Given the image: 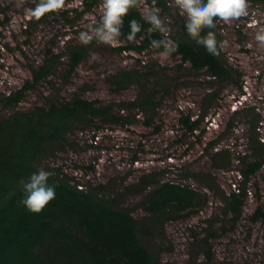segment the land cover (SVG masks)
Wrapping results in <instances>:
<instances>
[{"label": "rangeland", "instance_id": "rangeland-1", "mask_svg": "<svg viewBox=\"0 0 264 264\" xmlns=\"http://www.w3.org/2000/svg\"><path fill=\"white\" fill-rule=\"evenodd\" d=\"M167 2L170 13L159 15L171 29L170 39L177 32L175 15L181 14L174 0ZM100 4L85 11L81 0H74L64 7L65 17H48L34 26L35 19L25 12L35 7L34 1L0 0V94L20 88L47 50L61 55L51 76L14 110L80 94L112 105L126 119L122 125L96 120L90 127L75 126L67 141L55 145L38 167L60 168L83 187L104 184L102 195L140 221L145 217L140 201L151 187L165 181L189 186L206 196L205 203L142 235L159 264H264V223L249 218L258 206L264 207V164L247 185L240 220L232 225L224 215L226 197L241 186L237 157L250 152L248 136L258 117L257 131L264 143V49L255 40L264 28V1L248 0L249 15L240 20L217 21L216 39L224 42L218 57L238 71L225 82L158 49L118 53L113 48L124 43L121 39L117 46L90 43L87 56L68 77L67 47L81 44L79 33L99 23ZM140 9L147 14L144 3ZM134 69L147 81L142 78L122 90L109 82L117 71ZM143 81L156 88L160 100L150 112V125L144 109L128 112L119 106L137 97ZM11 112L0 106V117ZM185 116L200 120L199 129L190 132L183 127L179 120ZM218 152H223L221 157H215Z\"/></svg>", "mask_w": 264, "mask_h": 264}, {"label": "trees", "instance_id": "trees-1", "mask_svg": "<svg viewBox=\"0 0 264 264\" xmlns=\"http://www.w3.org/2000/svg\"><path fill=\"white\" fill-rule=\"evenodd\" d=\"M73 1L65 0L64 7ZM81 2L85 11H91L101 0ZM142 3L147 6V11L155 7L160 10L159 13H170L167 0H139L138 7L131 9L124 18L120 37L124 43L113 48L114 51L141 53L151 48L152 39H163L158 32L148 33L150 26L143 19ZM64 7L39 20L35 19L32 24L35 26L41 20L57 15L65 17L68 11ZM133 19L142 27L135 40L128 41L129 22ZM174 23L177 32L170 39L178 45V49L170 56L172 59L188 64L194 71L204 70L218 82H225L238 74L237 70L224 64L218 56L207 53L203 46L197 45L187 35L184 16L175 15ZM214 29H206L202 35L207 31L214 32ZM88 51L89 45L67 47L68 77ZM60 59V54L47 50L41 63L31 68V76L20 88L0 94V106L4 110H12L0 117V264H159L158 258L143 243L142 235L201 207L206 196L198 190L170 181L151 187L140 201L145 212L144 220L140 221L128 210L115 205V200L102 195L104 184L83 187L62 173L60 168L47 166L43 170L52 173L47 182L55 185V199L37 214L28 212L21 204L24 183L33 173L41 170L39 160L49 156V152L51 155L55 145L66 142L75 126L83 124L90 127L96 120L122 125V121L126 120L112 105H104L80 94L63 100L47 99L44 104L34 105L30 110H14L29 91L51 76ZM142 78L147 81L138 69L119 70L110 76L109 82L117 90H122L131 83L139 84ZM159 104L156 88L148 87L143 81L137 97L121 102L119 106L120 110L128 112L144 109L149 114L145 123L150 125L153 119L150 112ZM258 118L252 123L248 136L250 152L237 157L241 186L229 193L224 202V215L232 225L243 216L247 185L264 164V143L257 131ZM179 121L190 132L199 129L200 120L192 121L185 116ZM222 153H215V157H221ZM249 218L251 222L264 223V207L258 206Z\"/></svg>", "mask_w": 264, "mask_h": 264}, {"label": "clouds", "instance_id": "clouds-1", "mask_svg": "<svg viewBox=\"0 0 264 264\" xmlns=\"http://www.w3.org/2000/svg\"><path fill=\"white\" fill-rule=\"evenodd\" d=\"M64 4L65 0H39L35 7L27 8L25 12L30 18L39 20L48 13L60 11ZM174 4L185 17L184 26L187 35L213 56L219 55V49L224 47V42L218 44L213 31H207L204 35L202 33H205L206 29H214L217 21L228 24L249 15L248 0H207L206 3L204 0H174ZM138 5L139 0H101L102 14L99 23L88 25L86 30L81 31L79 42L85 46L93 41L101 45H119L124 18ZM17 6L23 7V4ZM159 12L158 8L153 7L143 19L150 26L147 30L149 34L158 32L163 37V39H152L151 48L163 49L161 54L168 57L177 51L178 45L168 38L171 29L162 20ZM141 27L138 21L131 20L126 39L134 41ZM255 40L264 49V28L257 32ZM51 175L52 173L41 169L33 173L24 183L21 204L28 212L37 214L55 199V185H49L47 182Z\"/></svg>", "mask_w": 264, "mask_h": 264}]
</instances>
